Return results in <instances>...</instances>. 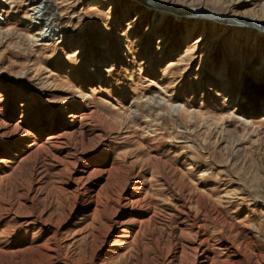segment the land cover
I'll list each match as a JSON object with an SVG mask.
<instances>
[{
	"label": "rangeland",
	"instance_id": "obj_1",
	"mask_svg": "<svg viewBox=\"0 0 264 264\" xmlns=\"http://www.w3.org/2000/svg\"><path fill=\"white\" fill-rule=\"evenodd\" d=\"M162 11L0 0V264H264V32Z\"/></svg>",
	"mask_w": 264,
	"mask_h": 264
},
{
	"label": "bare ground",
	"instance_id": "obj_2",
	"mask_svg": "<svg viewBox=\"0 0 264 264\" xmlns=\"http://www.w3.org/2000/svg\"><path fill=\"white\" fill-rule=\"evenodd\" d=\"M136 1H138L139 3H142V5H144L145 7H148V8H152V9H155V10H158V11H162V12H166V11H169V12H172V14L173 15H178V16H182V17H193V18H199V19H206V20H209V21H215V22H218V23H223V24H234V21H231L230 19H228L229 18V16H233V17H235V15H231V14H221V13H218L219 15H221V16H223V17H226V18H224V19H210V18H204V17H201V16H199L198 14L199 13H207V12H213V11H210V10H208V9H206V8H199V7H197V8H194V7H180V6H176V5H171V3L170 4H168V6L166 5L167 3H163L162 1H157V0H154L155 2L157 1L158 3H161V5L162 4H164L163 6H153V3H151V4H147L146 2H145V0H136ZM166 5V6H165ZM165 6V7H164ZM171 7V8H170ZM174 7V8H173ZM173 8V9H172ZM159 9H161V10H159ZM43 9H41V12H42V18L43 17H48V19L51 17H53V13H52V11H47V12H44V11H42ZM174 10H177V11H174ZM38 13V12H37ZM214 13H216L217 14V12H214ZM238 17V16H237ZM41 18V21H43V19ZM249 18H251V19H247V21L248 22H253V20H256V19H252V17H249ZM198 19V20H199ZM33 20H36L35 19V17H34V19ZM51 20H54V18H52ZM253 23H256V22H253ZM259 23H261V22H259ZM50 24H51V22H50ZM49 24V25H50ZM258 26H260V27H262V28H264L263 26H261L260 24H258V23H256ZM235 25H239V24H235ZM52 26V25H51ZM239 26H243V25H239ZM249 26V25H248ZM53 27V26H52ZM52 27H50V28H52ZM245 27V26H244ZM51 30V29H50ZM54 31V30H53ZM41 34V36H42V32L40 33ZM45 38H48V36H44V39Z\"/></svg>",
	"mask_w": 264,
	"mask_h": 264
},
{
	"label": "water",
	"instance_id": "obj_3",
	"mask_svg": "<svg viewBox=\"0 0 264 264\" xmlns=\"http://www.w3.org/2000/svg\"><path fill=\"white\" fill-rule=\"evenodd\" d=\"M145 2L147 4H151L153 3V6H163L164 4L161 5V3H158L157 1L155 2L154 0H145ZM166 6V5H165ZM164 6V7H165ZM168 6V5H167ZM171 8V7H170ZM174 8V7H173ZM172 8V9H173ZM174 11H177V10H174ZM199 16L201 17H204V18H210V19H224L226 17H223L221 15H219L218 13H214V12H207V13H199L198 14ZM231 21H234V24H239V25H243L245 27H250V28H255V29H259L261 31L264 32V28L258 26L256 23H253V22H248L247 20L241 18V17H233V16H229V18ZM249 25V26H248Z\"/></svg>",
	"mask_w": 264,
	"mask_h": 264
}]
</instances>
